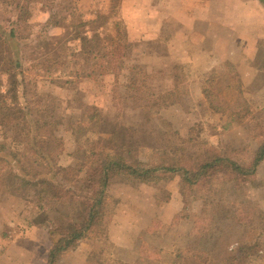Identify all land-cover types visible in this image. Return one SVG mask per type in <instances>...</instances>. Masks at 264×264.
<instances>
[{
  "label": "rangeland",
  "instance_id": "rangeland-1",
  "mask_svg": "<svg viewBox=\"0 0 264 264\" xmlns=\"http://www.w3.org/2000/svg\"><path fill=\"white\" fill-rule=\"evenodd\" d=\"M110 6V0H80L79 11L90 22L107 15ZM30 10L31 18L20 30L25 44L72 38V28L49 26L42 3L31 4ZM5 12L0 9V23L8 26L17 16ZM118 13L132 50L117 74L87 78V67L82 76L74 74L77 42L69 44L66 68L52 74L28 53L27 99L37 103L35 94H49L51 106L65 109V124L58 131L65 145L60 165L84 159L76 153L83 145L73 135L69 117L83 120L95 107L119 118L122 145L133 162L191 166L198 158L220 155L251 164L262 141L254 137L256 124L264 128V2L121 0ZM116 32L113 24L102 31L108 36ZM70 79L73 85L66 84ZM11 136L20 149L22 134ZM161 175L162 182L149 185L116 178L108 190L116 206L107 239L83 241L60 264H138L140 259L139 264H173L177 252L187 249L202 229L212 264H229L231 255L248 246H255L256 254L247 264H264V164L248 182L204 180L199 189H184L185 196L181 174ZM39 203L46 209L54 206ZM37 213L36 204L0 193V264H47L56 242L49 229L57 221ZM147 244V254H142Z\"/></svg>",
  "mask_w": 264,
  "mask_h": 264
},
{
  "label": "trees",
  "instance_id": "trees-1",
  "mask_svg": "<svg viewBox=\"0 0 264 264\" xmlns=\"http://www.w3.org/2000/svg\"><path fill=\"white\" fill-rule=\"evenodd\" d=\"M21 1H0V9L6 11L5 14L16 13L17 16L15 21H8V26L0 23V193L6 192L29 204H36V217H55L53 223H57L49 232L56 242L47 264H60L65 254L76 250L85 240L104 242L107 239L116 206L108 190L116 178L149 185L162 182V173H178L183 176L185 196L186 189H199L204 180L238 178L248 182L258 174V169L264 164V128L261 124H256L254 137L262 141L249 165H240L227 156L219 155L206 160L198 158L192 167L181 163L145 166L133 162L130 151L122 145L119 118L109 117L96 107L92 114H84L83 120L68 116L73 135L83 145L76 153H83L84 159H75L73 165L62 167L59 159L65 152V145L58 131L65 124V109L57 104L51 106L49 101L54 98L49 94H35L37 103L27 99L30 92L25 72L28 53L34 60L42 62L47 74H52L54 70L66 68L71 50L69 44L77 42L80 44L79 68L74 74L82 76L87 67V78H93L119 73L129 57L132 44L128 30L118 19L121 0H110L109 13L90 22L84 21L79 11L80 0ZM37 2L46 8L51 28H72L70 40L67 36L46 37L38 43L25 44L20 30L31 18L30 5ZM109 24L114 25L116 34L103 35L102 31ZM38 50L46 51L38 54ZM143 74L150 76L147 72ZM135 76L132 78L134 85ZM74 83L72 79L66 81L67 85ZM204 90L207 91L206 88ZM167 102L168 99L163 103ZM144 110L149 111L148 107ZM244 120L239 116V121ZM15 131L23 136L20 149H15L12 144L11 132ZM44 201L54 205L53 208L39 206V202ZM45 222L47 219L41 224ZM148 233L153 232L150 229ZM147 246H142V254H147ZM189 246L177 252L173 264H212L203 229L196 232ZM255 254V246L240 247L228 261L229 264H247L248 258Z\"/></svg>",
  "mask_w": 264,
  "mask_h": 264
},
{
  "label": "crops",
  "instance_id": "crops-1",
  "mask_svg": "<svg viewBox=\"0 0 264 264\" xmlns=\"http://www.w3.org/2000/svg\"><path fill=\"white\" fill-rule=\"evenodd\" d=\"M202 13H203V12H202ZM202 13H201V14H202ZM204 14H205V13H204ZM211 19H212V18H209V20H211ZM214 20L217 22V19H216L215 17H214ZM205 22H206V21H205ZM174 198H175V195H174ZM177 201H178V196H177L176 203H177ZM12 249H13V248H12ZM7 252H8V251H7ZM7 252H6V253H7ZM7 254H8V253H7ZM48 258H49V257H48ZM47 263H48V259H47Z\"/></svg>",
  "mask_w": 264,
  "mask_h": 264
}]
</instances>
